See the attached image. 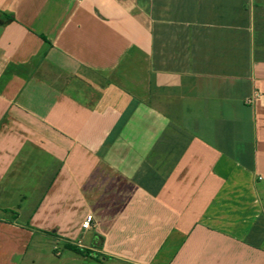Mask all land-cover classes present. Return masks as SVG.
Returning <instances> with one entry per match:
<instances>
[{"label": "crops", "instance_id": "crops-1", "mask_svg": "<svg viewBox=\"0 0 264 264\" xmlns=\"http://www.w3.org/2000/svg\"><path fill=\"white\" fill-rule=\"evenodd\" d=\"M65 252L264 264V0H0V264Z\"/></svg>", "mask_w": 264, "mask_h": 264}, {"label": "trees", "instance_id": "trees-1", "mask_svg": "<svg viewBox=\"0 0 264 264\" xmlns=\"http://www.w3.org/2000/svg\"><path fill=\"white\" fill-rule=\"evenodd\" d=\"M65 248L80 256H84V257L90 256V252L88 250H84V249L78 248L70 244H66ZM94 259L99 262L101 261V257H95ZM104 259H107V258L105 257Z\"/></svg>", "mask_w": 264, "mask_h": 264}, {"label": "built area", "instance_id": "built-area-1", "mask_svg": "<svg viewBox=\"0 0 264 264\" xmlns=\"http://www.w3.org/2000/svg\"><path fill=\"white\" fill-rule=\"evenodd\" d=\"M93 217L92 215H87L84 219V221L81 224L82 229L88 230L91 228V223H92Z\"/></svg>", "mask_w": 264, "mask_h": 264}, {"label": "rangeland", "instance_id": "rangeland-1", "mask_svg": "<svg viewBox=\"0 0 264 264\" xmlns=\"http://www.w3.org/2000/svg\"><path fill=\"white\" fill-rule=\"evenodd\" d=\"M68 255H69V252H65L63 255H62V258H61V263L60 264H71V260H69L68 258ZM73 264V263H72Z\"/></svg>", "mask_w": 264, "mask_h": 264}]
</instances>
